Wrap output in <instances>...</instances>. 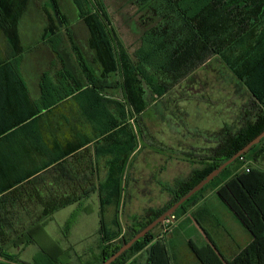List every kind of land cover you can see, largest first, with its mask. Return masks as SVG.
Segmentation results:
<instances>
[{
    "label": "trees",
    "instance_id": "1",
    "mask_svg": "<svg viewBox=\"0 0 264 264\" xmlns=\"http://www.w3.org/2000/svg\"><path fill=\"white\" fill-rule=\"evenodd\" d=\"M46 1L49 3V9L37 8L40 14L43 13L46 17L41 41L48 44L52 53L64 62L65 83L70 84L71 89H58L63 92L62 95L47 101L45 95L49 88H45L43 83L42 99L46 102L43 111H55L56 101L66 98L82 87L74 76L75 68L70 64L67 47L63 46L66 41L71 44L75 54H82L84 48L90 50L99 66L98 77L93 75L90 67L84 62L80 63L86 78V88L98 92L100 88L94 81L108 76V90L121 87L124 93V103L108 100V106L113 107L116 116L108 111V157H111L108 161L109 178L108 184L99 185L97 190L100 213L97 232L99 254L95 256L93 264H101L115 253L123 242L131 239L209 172L264 130V0H129L138 6L139 11H147L159 19L142 35L140 47L134 53V61L128 58L120 46L100 0H69L76 10L75 19L80 21L88 32L85 46L73 39L70 11L66 12L60 0ZM30 3L31 0H0V42L3 40L7 48V51L1 53L0 45V72L7 81L19 84L21 79L15 66V58L24 50L19 27ZM213 58L223 62L249 93L250 102L242 112L244 118L241 125L235 130L226 128L215 148L203 152L204 158L199 167L193 169L186 179L176 182L173 188L163 187L169 196H172L167 205L156 211L147 210L144 220L135 222L131 233L116 241L120 233L118 222L113 221L118 230L112 232L104 222L103 214L108 206L119 204L123 168L135 148V138L127 129L129 114L124 106L129 104L136 114H140L148 105L146 88L150 90L151 95L153 93L161 97L174 83ZM150 72L153 77L148 81L144 74ZM54 89L57 92V88ZM124 130H128L127 139L123 142L117 141L120 132ZM68 154L69 152L63 153L58 161ZM263 154L264 139L224 169L172 215L177 217L187 206L198 200L199 196H203L206 191L232 175L217 189L216 194L238 218L249 233L251 241L227 264H264V172L252 167L248 168V172L244 169L236 172L240 165L243 166L244 160L252 158L257 161ZM3 159L6 158L1 151L0 166L7 164L2 162ZM8 171V167H0V264H28L22 262L17 254L9 253L6 247L11 244L15 249L23 250L28 245L37 244L34 235L41 229L42 224H34L35 226L26 231L18 232L14 224L18 223L17 225L24 227V218L15 217L10 208L18 206L25 209L27 204L35 201L34 203L40 204L42 208L38 220L45 221L56 211L81 202L89 196H16L19 190H24V184L20 183L26 177L10 178ZM159 225L111 264H170L165 244L152 236ZM209 241L213 246L196 249L193 244L189 245L203 263L223 264L216 246ZM40 251L43 260L57 264L55 257H50L44 249ZM29 264L42 263L37 261Z\"/></svg>",
    "mask_w": 264,
    "mask_h": 264
},
{
    "label": "crops",
    "instance_id": "2",
    "mask_svg": "<svg viewBox=\"0 0 264 264\" xmlns=\"http://www.w3.org/2000/svg\"><path fill=\"white\" fill-rule=\"evenodd\" d=\"M149 15L148 18L151 19L153 25L159 21L154 15ZM139 20L137 19L138 24ZM140 28L137 29V37L134 41H141L142 35L147 30L143 31L142 29V32ZM73 39L75 40L74 36ZM0 45L1 53L7 51L3 40H1ZM70 46V43L67 44V52H69L71 59L70 64L74 66V76L80 81L79 84H82V87L77 88L66 98L56 101L55 111L51 113L43 111V105L46 102L42 99V84L45 83V88H49L45 95L47 101L56 99L59 94L62 95L63 92L58 89H71V85L65 83L64 62L55 56L51 50H49L51 56L50 67L42 73L38 67L27 65V61H32V65H35V58L32 57L33 52L28 51L30 55L27 56L26 53V59L22 54L15 58V66L21 84L7 81L3 73L0 72V152L2 151L6 158L2 162L7 163L0 167H8L7 174L10 178L11 176L14 178L26 177L20 183L24 184V190H19L16 196H99L98 186L108 184V161L111 158L108 157V111L111 115L116 116L113 107L108 106V100L123 103L124 93L121 87L108 90V76H105V79L100 78L94 81L100 88L98 92L86 88V78L80 68V63L84 62L90 67L93 75L98 77L100 75L99 66L95 63L90 50L84 48L82 54L78 55L72 51ZM15 59L13 60L15 61ZM33 73L36 74L32 78ZM47 73H49V78ZM194 84L197 85L193 86L195 92H192V96L187 93L188 97L168 94L167 96L171 95L173 97L169 98L168 101H163L167 97L166 94L157 98L147 94L150 103L144 109L143 114L149 109L155 108L159 103L166 104L165 108L163 107L165 114H171L169 117L172 118L185 116V105L187 104L198 111H201L200 108L203 109L201 104L203 101L206 104L208 103L209 107H212L214 103L204 100L202 97L206 95L201 90L210 87H206L204 82L201 81H195ZM233 85L232 88L239 96L233 102L232 110L236 109V113H241L244 111L243 106L246 105L245 100L249 98V93L238 80L233 82ZM54 88H57V92ZM190 98L191 100L188 101ZM224 108L226 107L224 106ZM160 115L156 113L154 119L160 122L158 125L159 131L165 125L166 120L160 118ZM228 119L226 122L225 117L221 118V122L218 121L217 124L210 125L209 130L204 129L208 140L203 141L201 144H197V140L195 141L192 138L195 135H190L185 125L180 123L175 125L176 128L185 132L186 135H190L187 140H184L187 144H176L172 138L167 137L166 139L165 135H162L158 136L161 140L157 138L154 142V150L149 147L147 148L150 150L143 149L145 151L142 152V156H145V154H153V156L155 154L157 156L152 168L155 170V172L153 171L154 176L156 175L161 179L158 183L161 194L166 195L167 193L163 188L164 186L176 184L178 179L182 180L188 177L183 174L185 170L183 171L182 165L178 164L179 161L173 154L176 155L178 152H208L222 138L226 128L235 130L239 127L238 119L236 121ZM127 134L128 130L121 131L117 141L123 142V140H126ZM179 135L180 133L177 134V136ZM144 145H138L135 151L132 152L131 157L141 153V148ZM66 152H69V154L58 161V158ZM187 165L189 166L190 163ZM194 167L197 168L199 165H190V172ZM254 168L264 172V159L257 161ZM127 174L128 166L125 164L122 180L124 175ZM231 176L229 175L214 188L208 190L197 203L192 204L182 216L176 218V233L179 237H183L182 241L195 245V241H197L200 244L199 246L203 247L204 238L207 239L208 237L207 240L213 242L221 259H225L227 263L251 241L249 233L244 229L238 218L216 194L217 189L223 186ZM142 192L147 193L149 191L147 188H143ZM85 200L83 199L81 202ZM34 202L27 204L25 209L18 206L10 208L15 217L24 218V227L20 224L17 225L18 223L14 224L16 231H26L36 224H42V229H44L57 212L81 203L68 205L43 221L38 220L42 208L40 204ZM96 209L97 226L99 228L100 213L98 205ZM28 218H33L31 223L28 222Z\"/></svg>",
    "mask_w": 264,
    "mask_h": 264
},
{
    "label": "rangeland",
    "instance_id": "3",
    "mask_svg": "<svg viewBox=\"0 0 264 264\" xmlns=\"http://www.w3.org/2000/svg\"><path fill=\"white\" fill-rule=\"evenodd\" d=\"M100 1L103 3V9L106 11L108 23L113 29L118 42H120V46L124 49L128 58L134 61V53L140 47V41H134L137 37V29L141 27L140 31H142V29L144 31L145 29L150 30L153 27V22L148 18L150 15L147 11H138V6L131 3L129 0ZM60 2L66 12L70 11L71 13L70 21L72 24L70 25V29L74 38L77 39L75 42L85 46L88 32L85 26L75 19V8L69 3V0H60ZM48 6L49 3L46 0H31L29 9L21 20L19 27L21 43L24 48L21 54L26 59V53L27 56H29L30 53H28V51L33 52L32 57L35 58V65H32V61H27V65L35 68L38 67L41 73L50 67L49 61L51 56L49 53L50 46L41 41L46 17L43 13H41V15L39 10L41 8L43 10L44 7L49 9ZM140 16L142 17L140 18ZM137 19H140L139 24ZM67 44H69L68 41L65 42L66 47ZM35 74L36 73H33L31 77L33 78ZM48 74L49 73H47V75ZM144 76L148 81H151L153 77L151 72L150 74H144ZM195 81L204 82L206 87H210L209 89L201 90H203L206 95L202 98L210 103H214L212 107H209L208 103L206 104L203 101L201 103L203 109L200 108L201 111H198L195 110V108L192 109L187 104L185 105V116H180L181 118H172L169 117L171 114H165L164 108L166 104L163 103H157L158 105L155 108L149 109V111H146L144 114L143 111L140 114H136L129 104H124L129 114L127 129L135 138V148L132 152L135 151L138 145H145L141 148V153L137 154L135 157H131L132 153L129 155L125 163L128 166V174L124 175V179L121 182L122 195L120 196L119 204L117 206H108L103 214L104 222H106L108 228L112 232L118 230L113 224V221L116 220L118 222L120 233L116 241L120 240L123 236H128L132 231L131 228L133 224L144 220L147 210L151 209L156 211L162 209L172 199V196H169L168 193L164 195L159 192L158 183L161 179L156 177V175L154 176L153 171L155 172V170L152 168L154 161L157 160V156L155 154L154 156L153 154H145V156H142V152L145 151L143 149L150 148L154 150V142L157 138L161 140L158 136L162 135H165L166 139L167 137L170 139L172 138L176 144H187L184 140H187L190 135H195L192 136V138L195 141L197 140V144H201L203 141L206 142L208 140L204 129H208V127H211L210 125H215V123L217 124L218 121L221 122V118L224 117L226 122L227 118H229L228 120L230 121H232V119H234V121L238 119V125H241L242 119L244 118L243 113H236V109L232 110V106L234 105L233 102H235L239 96L232 88L234 86L233 82L237 81V79L219 59L213 58L207 61L195 71L189 73L177 83H174L164 94H166V96L171 94L174 96L188 97L186 94L190 93V96H192V92H195L193 86H197L194 84ZM144 87L146 88L145 84ZM145 91L146 94H151L149 89L146 88ZM171 95L165 97L163 101H168L169 98L173 97ZM153 96L157 98L156 94ZM190 100L191 98L188 101ZM248 102L250 101L246 98V105H244L243 108H246ZM149 103L150 100L147 101V104ZM224 106L226 108H224ZM156 113L158 115L161 114L160 118L166 119L165 125L160 131L158 128L160 122L154 120L156 118ZM180 123L185 125L187 128L186 130H188L187 132L190 134L189 136L176 128L175 125ZM178 133H180L181 136H177ZM217 144L218 143L214 145L216 146ZM215 146H213V148H215ZM203 154L205 153L194 152L191 154L189 152H178L176 155H173L177 157L179 161L178 164L182 165L183 171L185 170L183 174L188 176L190 165H200L202 158H204L202 157ZM263 159L264 154L258 158L257 161ZM257 161H253L252 158L244 160L242 162L243 166L240 165L236 172H241V167L254 168ZM187 162L190 163L189 166ZM182 180L178 179L177 182ZM170 187L173 188L174 184H171ZM143 188H147L149 192L143 193ZM201 198L202 196H199L198 200L192 204L197 203ZM97 205V196H89L85 201H82L80 205H75L74 207L57 212L50 223H48L44 229L41 227L34 235L37 244L28 245L23 250L15 249L9 244V247L6 245L7 251L17 254L22 262L28 264L33 262L36 263L37 261L42 264H50L40 256L41 249H44L50 257H55L57 264H89V262L93 264L96 258L95 256L99 254L97 243L99 239L97 234ZM190 206L191 205L187 206L185 210L181 211L177 216H182ZM176 218L177 217L173 216L171 221L161 223L152 233L153 238L165 244L170 264H206L198 258L197 253H195V251L192 250V246L189 245L190 243L188 244L182 241L183 237L177 235ZM29 221L31 223L32 219H28V222ZM204 242L203 248L208 245L213 246L206 238H204ZM195 243L196 245L193 244V246L196 249L202 248L197 241H195ZM222 261L223 264H227L225 259Z\"/></svg>",
    "mask_w": 264,
    "mask_h": 264
},
{
    "label": "water",
    "instance_id": "4",
    "mask_svg": "<svg viewBox=\"0 0 264 264\" xmlns=\"http://www.w3.org/2000/svg\"><path fill=\"white\" fill-rule=\"evenodd\" d=\"M262 139H264V130L259 135H257L255 138H253L249 143H247L244 147L238 150L235 154H233L230 158L224 160L221 164H219L216 168H214L211 172H209L194 187H192L189 191H187L183 196L178 198L168 209H166L161 215H159L157 218H155L150 223H148L145 227H143L131 239H129L127 242H123L120 248L115 253H113L110 257H108L106 260H103L101 264L113 263L123 253L128 251L135 243L143 239L157 225L163 223L166 219L170 218L173 215V213L181 205H183L193 195H195L197 192L203 189V187H205L214 178H216L224 169L232 165L237 159H239L242 155H244L253 146L258 144Z\"/></svg>",
    "mask_w": 264,
    "mask_h": 264
},
{
    "label": "built area",
    "instance_id": "5",
    "mask_svg": "<svg viewBox=\"0 0 264 264\" xmlns=\"http://www.w3.org/2000/svg\"><path fill=\"white\" fill-rule=\"evenodd\" d=\"M243 169H244V171L248 172V168L247 167H244ZM172 219H173V216H171L170 218L166 219L164 222L171 221Z\"/></svg>",
    "mask_w": 264,
    "mask_h": 264
}]
</instances>
